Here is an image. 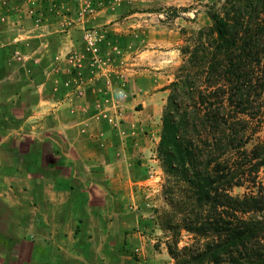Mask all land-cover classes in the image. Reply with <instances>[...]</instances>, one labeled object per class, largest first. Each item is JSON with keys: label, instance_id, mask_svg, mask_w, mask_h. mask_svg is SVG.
<instances>
[{"label": "crops", "instance_id": "1", "mask_svg": "<svg viewBox=\"0 0 264 264\" xmlns=\"http://www.w3.org/2000/svg\"><path fill=\"white\" fill-rule=\"evenodd\" d=\"M31 23L0 14V264L20 248L23 264H172L136 204L152 182L142 149L95 121L102 98L64 94L63 73L31 64L49 52Z\"/></svg>", "mask_w": 264, "mask_h": 264}, {"label": "trees", "instance_id": "2", "mask_svg": "<svg viewBox=\"0 0 264 264\" xmlns=\"http://www.w3.org/2000/svg\"><path fill=\"white\" fill-rule=\"evenodd\" d=\"M207 14L166 87L160 228L174 264H264V0Z\"/></svg>", "mask_w": 264, "mask_h": 264}, {"label": "rangeland", "instance_id": "3", "mask_svg": "<svg viewBox=\"0 0 264 264\" xmlns=\"http://www.w3.org/2000/svg\"><path fill=\"white\" fill-rule=\"evenodd\" d=\"M222 1L0 0L1 16L29 18L34 28L48 29V55L33 54L31 64L63 73L64 94L102 98V103L89 104L92 114L100 115L95 121L104 120L106 129L118 128L120 136L137 141L130 148L142 149L134 157L152 182L137 189L136 204L143 224L153 232L158 229L157 245L164 243L166 249L170 233L160 223L170 209L163 198L164 172L157 153L170 93L166 87L183 63L181 49L210 25L207 11ZM38 46L31 41V48ZM260 179L264 182V168ZM244 192L243 187L233 190ZM17 251L21 256L14 261L23 264L25 249ZM170 262L174 264L172 258Z\"/></svg>", "mask_w": 264, "mask_h": 264}, {"label": "built area", "instance_id": "4", "mask_svg": "<svg viewBox=\"0 0 264 264\" xmlns=\"http://www.w3.org/2000/svg\"><path fill=\"white\" fill-rule=\"evenodd\" d=\"M86 39L88 40V42L91 44V46H94V41L92 40V37H90L89 35L86 37ZM94 51H96V49H94Z\"/></svg>", "mask_w": 264, "mask_h": 264}]
</instances>
